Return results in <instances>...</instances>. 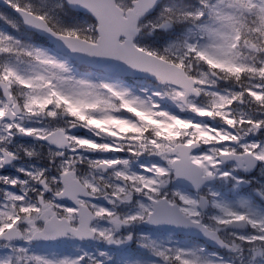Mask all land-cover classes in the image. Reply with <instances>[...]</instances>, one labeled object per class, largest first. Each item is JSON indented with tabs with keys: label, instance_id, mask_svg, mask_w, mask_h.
<instances>
[{
	"label": "rangeland",
	"instance_id": "rangeland-1",
	"mask_svg": "<svg viewBox=\"0 0 264 264\" xmlns=\"http://www.w3.org/2000/svg\"><path fill=\"white\" fill-rule=\"evenodd\" d=\"M124 2L127 3L128 0H124ZM229 3H234L236 7L228 8ZM246 4L252 8V14L255 13L256 15H260L264 20V0H223L221 4L210 0L206 4L209 6V15L214 13L218 7L221 9L224 8V14H230L224 22L226 28H223V22H219L216 19L213 20L212 18L208 22H203L201 24V26L206 28L207 31L204 30V28H199L200 34L197 35L195 28L190 27L183 38L174 39L172 42L167 44L165 46V51L180 54L184 50L197 48L199 52L204 53L213 63H216L220 67H225L238 72L241 71L244 64L239 62L237 54L234 51H231L229 44L232 39L228 37L233 36L230 17H233L234 19H240V17L245 18L246 12L244 7ZM194 13H196L197 16L202 17L205 11L199 9ZM0 20L5 24L3 28L0 27V79L12 82L15 91L18 89V98L21 99L23 105L25 106V113L23 116L15 121H11L7 124H3V126H0V144L8 145L14 143L16 145H21V140L17 138L15 134H11L12 130L9 132V135L6 134L7 128H5V126H26L28 128V126H34L37 123H30L27 119H31L33 121L36 116L44 122L43 125L39 127L41 129L69 125L78 121L86 122L89 127H94V125H96L99 128L104 127L106 130H110L112 122L114 123L119 120L117 116L109 113V111H104V108L101 111L91 109V112L86 111V108H84V105L93 104L97 107L101 103L100 97L98 96L100 95L99 88H95L96 83L99 86L101 84L103 89L101 92H104L103 95L117 94L122 96V99H124V105L132 108L140 114V118H142L144 124L147 128H149V131H151L153 135V137L146 135L143 138L145 129H142L141 125H137L136 123L130 124L129 127H132V130L134 131L136 130L137 140L140 141H153L160 145L163 143L162 138L167 137L176 139L177 137H181L185 130L180 131L178 128L172 129L175 121L182 124L184 128L186 126L189 127V130L186 128L185 131V134L188 133L186 140L196 137V139H201L205 142L210 140L221 141L223 138H218L208 132L205 128V124H203L200 119V115L207 111L217 112L220 115L225 116L229 121L234 122V118L230 115L229 110L224 108L225 100L228 99V96L225 93L214 91V94L218 95V98L211 100V106L194 102L191 106L185 108L179 98L181 93L180 90L171 86H168L169 88L166 89L162 99L175 106L178 110H183L185 112L186 110L189 111V114L187 116H180V114L173 113L171 117L168 115L169 110H158V113L164 112L165 114L160 113L159 115H163V117L155 118L152 116L153 114L149 107V103H146V101L144 103V101L138 97L135 92L128 89L125 85L116 80L105 78L104 76H100V81H95L96 83L85 76L78 77L66 67L63 61L54 57L47 50V46L43 47V45L35 40L31 42L30 35L22 30L20 23L2 9H0ZM83 26L91 29V27H94V24L87 20ZM86 34L89 36L93 35V33ZM228 34H230V36H228ZM225 35L226 37H224ZM146 46L148 48H152L149 45ZM245 65L259 77L264 76L260 73L261 71L254 63L247 62ZM207 77L208 72L202 70L201 79L203 84L207 83ZM253 95L256 101L264 103V93L254 89ZM2 100L6 103L4 98H2ZM3 106V103L0 102V114L5 111L6 107ZM238 111L240 113L241 121L252 120L250 113L241 110ZM263 123L264 117L257 121H253L251 125L261 126ZM120 124L125 126L123 123ZM2 127L4 128L2 129ZM153 127H155L156 130ZM218 130L221 131L220 129ZM154 135H158L159 139L156 140ZM159 135L162 138H160ZM221 136L224 135L221 134ZM78 138H80L83 142L88 140L84 136ZM214 148L219 149L220 147L215 146ZM51 153L53 154L55 152L51 151ZM207 156L210 161H213V158L209 154ZM71 157L74 158L73 155ZM84 159L85 157L81 154V156L76 158L73 162L75 165L79 166V169L85 168L86 170L82 172L86 175L88 166L83 163ZM95 162L96 160L93 163ZM205 163H207V161ZM69 164L70 160L66 161L65 159H61L59 162V166L63 167H67ZM2 165L3 163L0 161V169ZM43 173V170H39V175L36 176V179H44L45 174ZM127 173V169L123 167L113 172L111 176H105L99 173L94 174L98 180L102 182L103 186L99 187L97 185H93V187L95 190L102 192H124L123 197L128 198L131 192L136 193V190L139 189L135 184H130L128 185L127 190L120 182L116 181V179L120 178L122 174L127 175ZM7 174L8 173H0L3 183L7 180L5 176ZM132 177L134 178V175H132ZM17 178L18 177H15L14 180ZM51 179L53 182L57 183V177L54 176L51 177ZM2 189L3 194H5L6 187L2 186ZM24 189L26 188L23 184L21 186V190ZM134 206L136 208L127 216L115 214L120 223L137 220L139 217L143 216V211L146 208L144 202L139 200ZM232 210H235V207L230 205L223 215L218 214V212H216L215 215L221 219H225L224 216L228 215L227 212ZM67 212H69V209H67ZM251 212L254 216L256 215V212L252 210ZM237 215H239V213H237ZM124 242L126 243L127 241L124 240ZM193 251L194 253H200L197 246L193 248ZM183 259L189 261L190 263L195 261L196 264L215 262L213 259L207 257H201L200 260H197L198 258H196V256H192L191 254H185Z\"/></svg>",
	"mask_w": 264,
	"mask_h": 264
},
{
	"label": "water",
	"instance_id": "water-1",
	"mask_svg": "<svg viewBox=\"0 0 264 264\" xmlns=\"http://www.w3.org/2000/svg\"><path fill=\"white\" fill-rule=\"evenodd\" d=\"M144 1L145 0H141L140 4H143ZM90 9L97 15V18L101 22V26H100V30H99L100 33H103L105 35V37L109 39L108 42H112L114 45L119 46L117 38L121 35L122 31L119 30V28H117V25H125L127 21L124 20L121 15H119V14L117 15L109 7H105L101 3L98 4L97 6H93ZM23 17L25 18L28 27H30L29 26V22H31L33 20H36L34 18H30L29 14H24ZM137 17H138V14L137 13H133L131 15V17H130V22L131 23L133 21L135 22ZM111 27H116L115 29H118V31H116L114 33L109 32ZM43 32L45 34L49 35V30L48 29H46ZM52 35H54V34L51 33V37H53ZM71 40L73 41V39H71ZM58 41L59 40L56 39V42H58ZM58 43L60 44V47H59L60 49L64 50L65 52H68V53L72 54L74 57L80 59L81 61H85V62L89 63V61L86 58L82 57V54L80 56V54H79V52L77 50L78 48H77V46L75 44H71L68 47H66L64 43H61V42H58ZM109 45H110V43H107V44L106 43H102L101 48H100V52L101 53L104 52L105 59L110 63V62L117 61L118 57L114 55V52H116L115 50H110ZM112 54H113V57L111 56ZM109 63H101L99 66L100 67H104L105 69L110 70L111 72H114V73H120V74L129 73L124 68H116V69H114V68H112L110 66ZM149 73H150V71H149ZM183 84L186 85L185 83H183Z\"/></svg>",
	"mask_w": 264,
	"mask_h": 264
}]
</instances>
